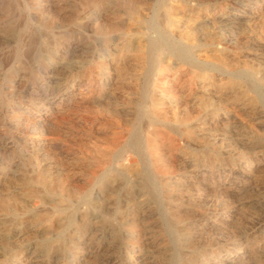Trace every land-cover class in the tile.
<instances>
[{
  "label": "rangeland",
  "instance_id": "1",
  "mask_svg": "<svg viewBox=\"0 0 264 264\" xmlns=\"http://www.w3.org/2000/svg\"><path fill=\"white\" fill-rule=\"evenodd\" d=\"M0 264H264V0H0Z\"/></svg>",
  "mask_w": 264,
  "mask_h": 264
},
{
  "label": "bare ground",
  "instance_id": "2",
  "mask_svg": "<svg viewBox=\"0 0 264 264\" xmlns=\"http://www.w3.org/2000/svg\"><path fill=\"white\" fill-rule=\"evenodd\" d=\"M184 1H185V0H184ZM182 12H183V11H182ZM169 14H170V13H169ZM184 14H185V13H183V15H184ZM185 15H186V14H185ZM181 17H182V16H181ZM181 17H180V19H181ZM185 18H186V17H185ZM145 22H146V21H145ZM185 22H186V21H185ZM178 23H179V22H178ZM186 23H187V22H186ZM130 26H131V25H130ZM134 26H135V25H134ZM179 26H180V25H179ZM149 27H150V26H149ZM151 27H152V26H151ZM145 28H146V25H145ZM179 28H180V27H179ZM137 29H138V28H137ZM148 29H149V28H148ZM148 29H147V30H148ZM129 31H130V30H129ZM138 31H139V30H138ZM138 31H137V32H138ZM186 31H187V30H186ZM186 31H185V33H186ZM140 32H141V31H140ZM140 32H139V33H140ZM182 32H183V30H182ZM130 33H131V32H130ZM157 33H158V32H157ZM133 34H134V33H133ZM154 34H155V33H154ZM154 34H153V35H154ZM159 35H160V34H159ZM162 37H163V36H162ZM126 38H127V37H126ZM159 38H160V37H159ZM124 39H125V38H124ZM155 39H156V38H155ZM128 41H129V39H128ZM143 41H144V40H143ZM143 41H142V42H143ZM156 41H157V40H156ZM174 41H175V40H174ZM142 42H141V43H142ZM160 42H161V39H160ZM122 43H123V42H122ZM133 43H134V42H133ZM164 43H166V42H164ZM169 43H170V42H169ZM135 44H136V43H135ZM146 44H148V41H147ZM172 44H173V43H172ZM165 45H166V44H165ZM168 45H170V44H168ZM168 45H167V46H168ZM182 45H183V44H182ZM122 46H123V45H122ZM137 46H138V45H137ZM165 47H166V46H165ZM182 47H183V46H182ZM135 48H136V47H135ZM139 48H140V47H138V49H139ZM141 48H142V47H141ZM173 48H174V47H173ZM173 48H172V49H173ZM180 49H181V48H180ZM133 50H134V49H133ZM144 50H146V48H145ZM173 50H174V49H173ZM182 50H183V49H182ZM134 51H135V50H134ZM168 51H170V50L168 49ZM184 51H185V50H184ZM174 52H175V50H174ZM184 53H185V52H184ZM122 54H123V53H122ZM153 54H154V53H153ZM155 54H156V53H155ZM105 55H106V54H105ZM117 55H118V54H117ZM108 56H109V55H108ZM121 56H122V55H121ZM129 56H130V55H129ZM115 57H116V56H115ZM172 57H173V56H172ZM182 57H183V56H182ZM186 57H187V56H186ZM195 57H196V56H195ZM168 58H169V57H168ZM192 58H193V57H191V59H192ZM197 58H198V57H197ZM125 59H126V58H125ZM131 59H132V58H131ZM151 59H152V58H151ZM183 59H184V58H183ZM189 59H190V58H189ZM191 59H190V60H191ZM198 60H200V59H198ZM105 61H106V60H105ZM167 61H168V60H167ZM176 61H177V60H176ZM181 61H183V60H181ZM191 61L193 62V60H191ZM200 61H201V60H200ZM200 61H199V62H200ZM123 62H124V61H123ZM143 62H144V61H143ZM147 62H148V61H147ZM189 62H190V61H189ZM202 62H204V61H202ZM172 63H173V62H172ZM174 63H175V62H174ZM114 64H115V63H114ZM149 64H150V62H149ZM152 64H153V63H152ZM168 64H169V63H168ZM119 65H121V64H119ZM131 65H132V62H131ZM111 66H112V65H111ZM161 66H163V65H161ZM128 67H129V66H128ZM148 67H149V66H148ZM158 67H159V66H158ZM178 67H179V66H178ZM109 69H110V68H109ZM111 69H112V68H111ZM143 69H144V68H143ZM150 69H151V68H150ZM178 69H179V68H178ZM185 69H186V68H185ZM156 70H157V69H156ZM163 70H164V69H163ZM172 70H173V69H172ZM172 70H171V71H172ZM175 70H176V69H175ZM179 70H180V69H179ZM145 71H146V70H145ZM160 71H161V70H160ZM164 71H165V70H164ZM173 71H174V70H173ZM189 71H190V70H189ZM45 72H46V70H45ZM49 72H50V71H49ZM157 72H158V70H157ZM158 74H159V73H158ZM173 74H174V73H173ZM48 75H49V74H48ZM76 75H77V74H76ZM103 75H105V74L103 73ZM77 76H78V75H77ZM110 76H111V75H110ZM148 76H149V75H148ZM204 76H205V75H204ZM143 77H144V76H143ZM83 78H85V77H83ZM109 78H110V77H109ZM144 78H145V77H144ZM198 78H199V77H198ZM200 78H201V77H200ZM100 79H101V78H100ZM133 80H134V79H133ZM135 80H136V79H135ZM165 80H166V79H165ZM205 80H206V79H205ZM47 81H48V80H47ZM101 81H103V80H101ZM101 81H100L99 83H101ZM114 81H115V80H114ZM129 81L132 82V80H129ZM137 81H138V80H137ZM169 81H170V80H169ZM169 81H168V82H169ZM199 81L202 82L201 80H199ZM57 82H58V81H57ZM105 82H106V81H105ZM108 82H109V81H108ZM133 82H134V81H133ZM135 82H136V81H135ZM135 82H134V83H135ZM72 83H73V82H72ZM95 83H96V82H95ZM142 83H143V82H142ZM171 83H172V82H171ZM44 84H45V83H44ZM49 84H51V83H49ZM58 84H59V83H58ZM104 84H105V83H104ZM161 84H162V83H161ZM197 84H198V83H197ZM53 85H54V82H53ZM92 85H93V84H92ZM109 85H110V84H109ZM109 85H107V86H109ZM133 85H135V84H133ZM47 86H48V85H47ZM59 86H60V85H59ZM59 86H58V87H59ZM105 86H106V85H105ZM137 86H138V84H137ZM159 86H160V85H159ZM166 86H167V85H166ZM187 86H188V85H187ZM193 86H194V85H193ZM198 86H199V85H198ZM56 87H57V86H56ZM80 87H81V86H80ZM80 87H79V88H80ZM82 87H83V86H82ZM93 87H94V86H93ZM99 87H100V86H99ZM99 87H98V88H99ZM140 87H141V86H140ZM191 87H192V86H191ZM199 87H200V86H199ZM42 88H44V87H42ZM90 88H91V86H90ZM132 88H133V87H132ZM193 88H194V87H193ZM44 89H45V88H44ZM44 89H43V91H44ZM57 89H58V88H57ZM163 89H165V88H163ZM198 89H200V88H198ZM39 90H40V89H39ZM63 90H64V89H63ZM79 90H80V89H79ZM91 90H92V89H91ZM109 90H110V89H109ZM194 90H195V88H194ZM35 91H36V90H35ZM76 91H78V90H76ZM81 91H82V89H81ZM88 91H89V90H88ZM98 91H99V90H98ZM135 91H136V90H135ZM161 91H162V90H161ZM165 91H167V90H165ZM200 91H201V90H200ZM70 92H71V91H70ZM79 92H80V91H79ZM47 93H48V92H47ZM53 93H54V91H53ZM63 93H64V92H63ZM90 93H91V92H90ZM81 94H82V93H81ZM84 94H85V93H84ZM96 94H97V93H96ZM96 94H95V95H96ZM107 94H108V93H107ZM109 94H110V93H109ZM173 94H175V93H173ZM97 95H98V94H97ZM131 95H132V94H131ZM164 95H165V94H164ZM175 95H176V94H175ZM110 96H111V95H110ZM137 96H138V95H137ZM153 96H156V95H153ZM41 97H42V96H41ZM64 97H65V96H64ZM69 97H70V96H69ZM92 97H93V96H91V98H92ZM145 97H146V96H145ZM45 98H46V97H45ZM48 98H49V97H48ZM161 98H162V96H161ZM78 99H79V98H78ZM82 99H83V98H82ZM136 99H137V98H136ZM138 99H139V98H138ZM169 99H170V97H169ZM173 99H174V98H173ZM58 100H59V99H58ZM60 100H61V99H60ZM83 100H84V99H83ZM127 100H128V99H127ZM143 100L145 101V99H143ZM51 101H52V100H51ZM99 101H100V100H99ZM129 101H130V100H129ZM144 101H143V102H144ZM170 101H171V100H170ZM188 101H189V100H188ZM45 102H46V101H45ZM52 102H53V101H52ZM59 102H60V101H59ZM62 102H63V101H62ZM78 102H79V101H78ZM82 102H83V101H82ZM94 102H95V101H94ZM97 102H98V100H97ZM162 102H163V101H162ZM167 102H169V101H167ZM196 102H197V101H196ZM46 103H47V102H46ZM70 103H71V102H70ZM92 103H93V102H92ZM131 103H132V102H131ZM154 103H155V102H154ZM156 103H157V102H156ZM156 103H155V104H156ZM170 103H171V102H170ZM36 104H37V103H36ZM36 104H35V105H36ZM78 104L81 105L80 103H78ZM165 104H168V103H165ZM35 105H34V106H35ZM46 105H47V104H46ZM50 105H51V104H50ZM58 105H59V104H58ZM66 105H67V104H66ZM86 105H87V104H86ZM148 105H149V104H148ZM47 106H48V105H47ZM74 106H75V105H74ZM82 107H83V106H82ZM145 107H146V106H145ZM195 107H196V106H195ZM75 108H76V107H75ZM148 108H149V107H148ZM202 108H203V107H202ZM35 109H36V107H35ZM48 109H49V108H48ZM51 109H52V108H51ZM54 109H55V108H54ZM70 109H71V108H70ZM72 109H73V108H72ZM87 109H88V107H87ZM132 109H133V108H132ZM41 110H42V109H41ZM133 110H134V109H133ZM137 110H138V109H137ZM139 110H140V109H139ZM166 110H167V109H166ZM18 111H19V110H18ZM39 111H40V110H39ZM141 111H143V109H142ZM156 111H157V110H156ZM156 111H155V112H156ZM196 111H197V110H196ZM42 112H43V111H42ZM124 112H125V111H124ZM124 112H123V113H124ZM153 112H154V110H153ZM193 112H194V111H193ZM23 113H25V111H24ZM64 113H65V111H64ZM127 113H128V112H127ZM143 113H144V112H143ZM19 114H20V113H19ZM124 114H125V113H124ZM162 114H164V113H162ZM193 114H194V113H193ZM58 115H59V113H58ZM196 115H197V114H196ZM19 116H20V115H19ZM62 116H63V115H62ZM133 116H134V115H133ZM136 116H137V115H136ZM45 117H46V116H45ZM129 117H130V116H129ZM131 117H132V116H131ZM159 117H161V116L159 115ZM159 117H158V118H159ZM198 117H199V116H198ZM58 118H59V117H58ZM126 118H127V117H126ZM145 118H146V117H145ZM168 118H169V117H168ZM168 118H167V119H168ZM170 118H171V117H170ZM187 118H188V117H187ZM24 119H25V118H24ZM47 119H48V118H47ZM112 119H113V118H112ZM127 119H128V118H127ZM139 119H140V118H139ZM167 119H166V120H167ZM172 119H173V118H172ZM32 120H33V119H32ZM32 120H31V122H32ZM52 120H53V119H52ZM114 120H115V119H114ZM130 120H131V119H130ZM147 120H148V119H147ZM176 120H177V118H176ZM176 120H175V121H176ZM196 120H197V119H196ZM25 121H26V120H25ZM106 121H107V119H106ZM138 121H139V120H138ZM145 121H146V120H145ZM175 121H173V122H175ZM180 121H182V120H180ZM191 121H192V120H191ZM193 121H195V120L193 119ZM31 122H30V123H31ZM50 122H51V121H50ZM108 122H109V121H108ZM120 122H121V121H120ZM141 122H142V121H141ZM154 122H155V121H154ZM184 122H185V121H184ZM195 122H196V121H195ZM195 122H194V123H195ZM149 123H151V122H149ZM175 123H176V122H175ZM197 123H198V122H197ZM200 123H201V122H200ZM52 124H53V123H52ZM125 124H126V123H125ZM127 124H128V123H127ZM127 124H126V125H127ZM187 124H188V123H187ZM201 124H202V123H201ZM26 125H27V124H26ZM133 125H135V124H133ZM142 125H143V124H142ZM175 125H176V124H175ZM178 125H179V124H178ZM185 125H186V124H185ZM188 125H189V124H188ZM192 125H193V124H192ZM197 125H198V124H197ZM33 126H34V125H33ZM50 126H52V125H50ZM110 126H111V125H110ZM113 126H114V125H113ZM137 126H138V125H137ZM137 126H136V127H137ZM158 126H159V125H158ZM165 126H166V125H165ZM193 126H194V125H193ZM198 126H199V125H198ZM35 127H36V126H35ZM42 127H43V126H42ZM119 127H120V124H119ZM146 127H147V126H146ZM146 127H145V129H146ZM203 128H204V127H203ZM32 129H33V128H32ZM35 129H36V128H35ZM41 129H42V128H41ZM104 129H105V128H104ZM115 129H116V128H115ZM117 129H118V128H117ZM123 129H124V128H123ZM128 129H129V128H128ZM189 129H190V128H189ZM199 129H200V128H199ZM135 130H136V128H135ZM183 130H184V129H183ZM33 131H34V130H33ZM45 131H46V130H45ZM146 131H147V130H146ZM151 131H152V130H151ZM203 131H204V130H203ZM34 132H35V131H34ZM113 132H115V131H113ZM139 132H140V131H139ZM46 133H47V132H46ZM111 133H112V131H111ZM124 133H125V132H124ZM149 133H151V132L149 131ZM149 133H146V134H149ZM187 133H189V132H187ZM193 133H194V132H193ZM195 133H196V132H195ZM43 134H44V133H43ZM127 134H129V133H127ZM158 134H159V133H157V132H155V133L153 132L152 134H149L148 137H147V135H146V137H147L146 140L148 141L149 147H150L152 150H153V148H156V147L158 146V139H157V138H158ZM181 134H182V133H181ZM45 135H46V134H45ZM122 135H123V134H122ZM160 135H161V134H160ZM186 135H187V134H186ZM187 136H188V135H187ZM199 136H200V135H199ZM124 137H125V136H124ZM163 137H164V136H163ZM165 137H166V136H165ZM169 137H170V136H169ZM115 138H116V137H115ZM159 138H160V137H159ZM171 138H172V137H171ZM176 138H177V137H176ZM117 139H118V138H117ZM120 139H121V138H120ZM177 139H178V138H177ZM34 140H35V138H34ZM40 140H41V138H40ZM125 140H126V139H125ZM128 140H129V139H128ZM141 140H142V139H141ZM180 140H181V139H180ZM121 141L124 142V139H122ZM162 141H163V140H162ZM166 141H168V139H167ZM185 141H186V140H185ZM188 141H189V139H188ZM190 141H191V140H190ZM23 142H24V141H23ZM112 142H113V141H112ZM112 142H111V143H112ZM114 142H115V141H114ZM159 142H160V141H159ZM177 142H178V140H177ZM55 143H56V142H55ZM118 143L120 144V142H118ZM172 143H173V142H172ZM37 144H38V143H37ZM98 144H99V143H98ZM102 144H103V142H102ZM164 144H165V143H164ZM174 144H176V143H174ZM174 144H173V145H174ZM185 144H186V143H185ZM33 145H34V144H33ZM45 145H46V144H45ZM47 145H48V144H47ZM55 145H56V144H55ZM93 145H94V144H93ZM115 145H116V144H115ZM125 145H126V144H125ZM161 145H162V144H161ZM173 145H172V146H173ZM189 145H190V144H189ZM189 145H188V146H189ZM13 146H14V145H13ZM39 146H40V145H39ZM49 146H50V145H49ZM119 146H120V145H119ZM119 146H118V147H119ZM172 146H171V147H172ZM43 147H44V146H43ZM90 147H91V146H90ZM120 147H121V146H120ZM144 147H145V146H144ZM20 148H21V147H20ZM49 148H50V147H49ZM121 148H122V147H121ZM161 148H162V147H161ZM117 149H118V148H117ZM171 149H172V148H171ZM173 149H174V148H173ZM114 150H115V148H114ZM118 150H119V149H118ZM175 150H176V149H175ZM175 150H173V151H175ZM97 151H98V150H97ZM173 151H172V152H173ZM178 151H179V150H178ZM112 152H113V151H112ZM115 152H116V151H115ZM115 152H114V153H115ZM143 152H144V151H143ZM186 152H187V151H186ZM186 152H185V153H186ZM154 153H155V152L153 151L152 154L155 155ZM177 153H178V152H177ZM92 154H93V153H92ZM167 154H168V153H167ZM167 154H166V155H167ZM180 154H181V153H180ZM89 155H90V154H89ZM103 155H104V157L106 158V160H109L110 156L113 155V154H112L110 151H107V150H106V151L103 152ZM159 155H160V154H159ZM162 156H163V155H162ZM162 156H161V157H162ZM97 157H98V156H97ZM155 157H156V156H155ZM157 157H159V156H157ZM165 157H166V156H165ZM174 157H175V156H174ZM100 158H101V157H100ZM112 158H113V157H112ZM87 159H88V158H87ZM149 159H150V158H149ZM153 159H154V158H153ZM150 160H151V159H150ZM160 160H161V159H160ZM168 160H169V159H168ZM166 161H167V160H166ZM90 162H91V161H90ZM93 162H94V161H93ZM104 162H105V161H104ZM106 162H107V161H106ZM129 162H130V161H129ZM160 162H161V161H160ZM174 162H175V161H174ZM96 163H97V162H96ZM175 163H176V162H175ZM183 163H184V162H183ZM87 164H88V162H87ZM98 164H99V163H98ZM103 164H104V163H103ZM100 165H101V164H100ZM131 166H132V165H131ZM134 166H136V165H134ZM169 166H170V165H169ZM177 166H178V165H177ZM179 166H180V165H179ZM81 167H82V166H81ZM84 167H85V166H84ZM84 167H83V168H84ZM161 167H162V166H161ZM181 167H182V166H181ZM184 167H185V166H184ZM97 168H98V167H97ZM97 168H96V170H98ZM179 168H180V167H179ZM90 169H91V168H90ZM115 169H116V168H115ZM123 169H124V168H123ZM123 169H122V170H123ZM162 169H163V168H162ZM180 169H181V168H180ZM186 169H187V168H185V170H186ZM88 170H89V169H88ZM88 170H87V171H88ZM127 170H128V169H127ZM130 170H131V169H130ZM130 170L128 171V173L130 172ZM133 170H134V168L132 169V171H133ZM84 171H85V170H84ZM165 171H166V169H165ZM167 171H168V170H167ZM181 171H182V170H181ZM92 172H93V173H92ZM97 172H98V171H97ZM97 172H94V171L92 170L91 173H90V171H89L90 174L88 175L87 180L84 179V181H86V183H85V187H84V188H86V186H87V188H89V187L92 186V184L94 183L96 177H99V176L96 175ZM101 172H102V171H101ZM162 172H163V170L161 171L160 176H161ZM174 172H175V171H174ZM124 173H125V172H124ZM170 173H171V172H170ZM178 174H179V173H178ZM164 175H165V174H164ZM48 176H49V175H48ZM50 176H51V175H50ZM162 176H163V175H162ZM165 176H166V175H165ZM183 176H184V175H183ZM80 177H81V176H80ZM132 177H133V176H132ZM48 178H49V177H48ZM29 179H30V178H29ZM149 179H150V178H149ZM177 179H178V178H177ZM80 180H81V179H80ZM139 180H140V179H139ZM38 182H39V181H38ZM74 182H75V181H74ZM76 182H77V181H76ZM70 183H71V182H70ZM120 183H121V182H120ZM136 183H137V181H136ZM163 183H164V182H163ZM118 184H119V183H118ZM122 184H123V183H122ZM38 185H39V184H38ZM71 185H72V183H71ZM14 186H15V185H14ZM72 186H73V185H72ZM75 186H76V185H75ZM75 186H74V187H75ZM34 187H35V186H34ZM122 187H123V186H122ZM84 188H76V189L73 191V192H74L73 194H77V195H78V194H81V195H82V194L84 193ZM120 188H121V187H120ZM137 188L139 189V187H137ZM31 189H32V188H31ZM92 189H93V188H92ZM32 190H33V189H32ZM97 190H98V189H97ZM157 190H158V189H157ZM30 191H31V190H30ZM85 193H86V192H85ZM108 193H109V192H108ZM62 194H63V193H62ZM158 194H159V192H158ZM102 195H103V194H102ZM102 195H101V196H102ZM107 195H108V194H107ZM140 195H141V194H140ZM73 196H74V195H73ZM167 196H168V194H167ZM28 197H29V196H28ZM33 197H34V196H33ZM95 197H96V195H95ZM97 197H98V196H97ZM78 198H79V197H78ZM78 198H77V199H78ZM101 198H102V197H101ZM162 198H163V197H162ZM89 199H90V198H89ZM128 199H129V197H128ZM54 200H55V199H54ZM86 200H87V199H86ZM138 200H139V199H138ZM183 200H184V199H183ZM35 201H36V199H35ZM48 201H49V200H48ZM55 201H57V200H55ZM58 201H59V200H58ZM82 201H83V200H82ZM106 201H107V200H106ZM28 202H29V201H28ZM30 202H31V201H30ZM52 202H53V201H52ZM63 202H64V201H63ZM72 202H73V201H72ZM85 202H86V201H85ZM34 203H35V202L33 201V204H34ZM50 203H51V202H50ZM58 203H60V202H58ZM65 203H66V201H65ZM74 203H75V202H74ZM99 203H100V202H99ZM127 203H128V202H127ZM177 203H178V202H177ZM16 204H17V203H16ZM55 204H56V203H55ZM129 204H130V202H129ZM149 204H150V203H149ZM17 205H18V204H17ZM37 205H38V204H37ZM48 205H50V204L48 203ZM85 205H87V204H85ZM92 205H93V203H92ZM94 205H95V204H94ZM99 205H100V204H99ZM182 205H183V204H182ZM18 206H19V205H18ZM31 206H32V205H31ZM31 206H30V207H31ZM50 206H52V205H50ZM90 206H91V205H90ZM129 206H130V205H129ZM144 206H145V205H144ZM16 207H17V206H16ZM97 207H98V206H97ZM146 207H147V206H146ZM146 207H145V209H146ZM161 207H162V206H161ZM22 208H23V207H22ZM90 208H91V207H90ZM106 208H107V207H106ZM20 209H21V207H20ZM38 209H40V208H38ZM112 209H113V207H112ZM161 209H162V208H161ZM14 210H15V209H14ZM49 210H50V209H49ZM130 210H131V208H130ZM143 210H144V209H143ZM130 212H131V211H130ZM153 212H154V211H153ZM169 212H170V210H169ZM52 213H53V212H52ZM124 213H125V212H124ZM140 213H141V212H140ZM149 213H150V212H149ZM46 214H47V213H46ZM127 215H128V214H127ZM145 215H146V214H145ZM142 216H143V214H142ZM153 216H154V215H153ZM47 217H48V216H47ZM47 217H46V218H47ZM49 217H50V216H49ZM53 217H54V216H53ZM146 217H147V216H146ZM51 218H52V217H51ZM55 218H56V217H55ZM55 218H54V219H55ZM149 218H150V217H149ZM48 219H49V218H48ZM140 219H141V218H140ZM45 220H46V219H45ZM28 221H29V220H28ZM52 221H53V220H52ZM37 222H38V221H37ZM30 223H31V222H30ZM38 223H39V222H38ZM47 223H49V222H47ZM49 224H50V223H49ZM139 224H140V223H139ZM141 225H142V224H141ZM26 226H27V225H26ZM43 226H44V225H43ZM43 226H41V227H43ZM30 227H31V226H30ZM147 227H148V226H147ZM31 228H32V227H31ZM28 229H30V228H28ZM35 229H36V228H35ZM144 229H145V228H144ZM145 231H146V230H145ZM134 232H135V231H134ZM145 233H146V232H145ZM17 235H18V234H17ZM146 235H147V234H146ZM135 237H136V236H135ZM143 237H144V236H143ZM16 238H17V237H16ZM140 238H141V237H140ZM140 238H139V239H140ZM136 239H137V238H136ZM145 239H147V238H145ZM148 239H149V238H148ZM150 239H151V238H150ZM147 241H148V240H147ZM154 241H155V240H154ZM157 241H159V240H157ZM155 242H156V241H155ZM140 243H141V242H140ZM151 243H152V242H151ZM156 243H157V242H156ZM146 244H147V243H146ZM141 245H142V244H141ZM141 245H140V246H141ZM153 245H154V244H153ZM30 250H31V249H30ZM135 250H136V249H135ZM137 252H138V251H137ZM15 254H16V253H15ZM16 256H17V255H16ZM27 256H28V255H27ZM18 258H19V257H18ZM20 259H21V258H20ZM29 259H30V258H29ZM25 261H26V259H25ZM30 261H31V259H30Z\"/></svg>",
  "mask_w": 264,
  "mask_h": 264
}]
</instances>
